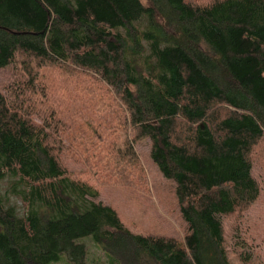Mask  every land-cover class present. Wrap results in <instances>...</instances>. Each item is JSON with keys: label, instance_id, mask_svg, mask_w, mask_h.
Segmentation results:
<instances>
[{"label": "trees", "instance_id": "trees-1", "mask_svg": "<svg viewBox=\"0 0 264 264\" xmlns=\"http://www.w3.org/2000/svg\"><path fill=\"white\" fill-rule=\"evenodd\" d=\"M0 69V183L25 209L0 188V264H93L87 237L109 264L252 261L225 218L261 195L264 0H0ZM145 140L183 238L100 200L138 184Z\"/></svg>", "mask_w": 264, "mask_h": 264}, {"label": "rangeland", "instance_id": "rangeland-1", "mask_svg": "<svg viewBox=\"0 0 264 264\" xmlns=\"http://www.w3.org/2000/svg\"><path fill=\"white\" fill-rule=\"evenodd\" d=\"M10 78L11 71L0 69L1 87L5 86ZM136 149L140 157L138 184H134L133 188L124 185L103 186L99 188L100 200L112 206L126 224L136 226L145 233L183 238L185 224L176 206L172 183L162 176L158 167L151 161L149 141H142ZM253 160L254 175L261 187L260 198L247 211L225 218V228L229 244L234 242L236 234H239L238 237L246 239L250 249L253 248V258L249 264H264V148L256 151ZM68 166L74 173H79L83 168L71 161H68ZM81 177L84 178L85 175ZM16 180V177L8 175L0 183V188L9 202L17 204L24 212L21 201L23 194L19 193L21 187H17L18 191L12 189ZM89 239L90 237L84 238L83 242L89 247L92 263L109 264L107 255ZM233 263L244 264L238 256L233 258ZM59 264L68 263L63 260Z\"/></svg>", "mask_w": 264, "mask_h": 264}]
</instances>
